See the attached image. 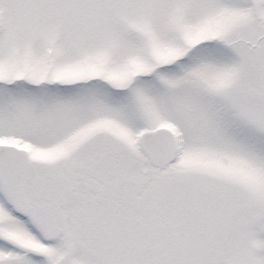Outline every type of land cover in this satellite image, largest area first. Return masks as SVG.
Wrapping results in <instances>:
<instances>
[{"label": "snow or ice", "instance_id": "1", "mask_svg": "<svg viewBox=\"0 0 264 264\" xmlns=\"http://www.w3.org/2000/svg\"><path fill=\"white\" fill-rule=\"evenodd\" d=\"M0 264H264V0H0Z\"/></svg>", "mask_w": 264, "mask_h": 264}]
</instances>
